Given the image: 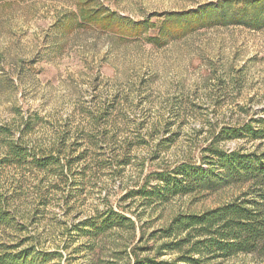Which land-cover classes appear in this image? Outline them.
Masks as SVG:
<instances>
[{
    "label": "rangeland",
    "instance_id": "rangeland-1",
    "mask_svg": "<svg viewBox=\"0 0 264 264\" xmlns=\"http://www.w3.org/2000/svg\"><path fill=\"white\" fill-rule=\"evenodd\" d=\"M227 1L0 0V124L32 120L38 145H72L73 158L63 176L0 175L1 194L25 180L13 208L14 228L0 227L3 242L16 252L33 243L39 252L62 256L48 264H133V254H157L163 243L157 231L176 215L200 214L241 196L242 189L230 187L151 209L140 197L124 200L154 173L185 162L201 165L222 127L262 115L264 13L258 27L201 24L162 47L147 40L165 14ZM144 20L151 22L150 34L123 35L128 31L121 24ZM93 118L101 120L93 125ZM79 125L97 146L84 162L77 158L91 145L77 133ZM258 145L237 140L219 147L254 152ZM108 208L134 220L135 230L96 241L83 237V224L104 217ZM206 264L264 261L239 255Z\"/></svg>",
    "mask_w": 264,
    "mask_h": 264
},
{
    "label": "trees",
    "instance_id": "trees-1",
    "mask_svg": "<svg viewBox=\"0 0 264 264\" xmlns=\"http://www.w3.org/2000/svg\"><path fill=\"white\" fill-rule=\"evenodd\" d=\"M263 13L264 0H230L217 5L211 3L202 6L199 12L165 14L163 26L158 28L156 35L147 34V40L162 47L198 30L201 24L258 27ZM150 23L145 20L131 22V26L124 28L125 25L121 24L120 28L128 31L122 33L124 36L133 32L144 38L142 36L146 31L152 30H149ZM177 24L181 25L180 28H174ZM100 120L93 118L91 123L94 125ZM35 127L32 120L22 126L0 124L1 176H22L26 171L53 176L59 173L63 176L65 169L71 172L72 145L65 146L57 142L48 146L38 145L40 143L34 139ZM79 129L80 125L76 128L77 133L91 145L83 149L77 158L84 162L95 153L97 146L90 130ZM237 140L259 145L254 152L244 149L230 152L219 147L223 142ZM208 153L210 156H207ZM202 160L199 166L185 162L172 171L154 173L150 177L152 182L148 181L138 190L128 192L124 200L140 197L144 201L143 206L151 209L176 198L215 193L230 187L242 189L241 196L200 214L176 215L167 227L157 231L156 240L163 241L157 254L153 257L133 254V264H206L239 255L264 261V110L260 117L252 118L239 127H222L211 146L205 150ZM130 164V160H125L121 165L127 167ZM18 181L12 182L10 190L0 193V227L5 229L14 228L16 214L13 208L23 197L20 191L24 189L22 184L25 180L20 177ZM135 226V221L123 212L108 208L104 217L86 222L81 231L83 237L96 241L113 231H134ZM33 245L16 252L0 239V264H48L55 261L57 255L62 257L58 253L39 252ZM165 255L177 256L169 260L162 259Z\"/></svg>",
    "mask_w": 264,
    "mask_h": 264
}]
</instances>
